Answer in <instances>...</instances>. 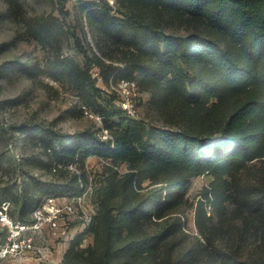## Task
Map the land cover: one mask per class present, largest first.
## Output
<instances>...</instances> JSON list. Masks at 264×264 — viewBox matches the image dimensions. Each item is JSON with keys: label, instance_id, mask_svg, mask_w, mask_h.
I'll list each match as a JSON object with an SVG mask.
<instances>
[{"label": "trees", "instance_id": "trees-1", "mask_svg": "<svg viewBox=\"0 0 264 264\" xmlns=\"http://www.w3.org/2000/svg\"><path fill=\"white\" fill-rule=\"evenodd\" d=\"M5 1L9 16L16 19L19 1ZM50 1L58 4L60 14L67 13L66 0ZM116 1L121 16L106 12L96 28L134 47L136 52L130 51L134 57L128 65L117 71V66L96 55L86 56L80 64L59 54L45 69L36 63H18L29 77L43 72L53 80L68 79L88 105L96 104L104 117V128L110 132V137L100 142L84 137L85 132L72 137L42 124L28 129L32 132L27 135L37 139L45 153V159L35 155L28 158L35 167L56 169L73 164L78 171L92 155L111 163L96 198L95 212L83 230L69 240L57 264H198L197 254H207L216 232L213 217L206 216L202 202L196 208L195 224L203 241L183 254L174 257L173 252L167 255L162 248L165 238L180 233L179 224L161 226L154 233L145 227L178 209L191 177L211 173L216 181L225 173L232 178L248 162L264 157V0ZM98 12L97 7L92 8L90 19ZM172 18L205 23L224 36L225 46L211 37L191 33L180 40L167 37L164 48H160L154 42L159 20ZM23 25L37 41L48 39L60 45L62 26L54 15H35ZM92 66L100 68L105 83L112 73L116 81L139 72V84L151 92V103L169 113L176 128L148 126L121 109L110 113L106 106L97 104L100 89L91 78ZM120 164H125L127 171L120 173L114 167ZM80 177L82 173H75L60 183L33 179L31 192L22 196L26 200L18 217L9 212L11 217L30 221L42 195L76 194L82 189ZM145 181L148 185L143 184ZM232 187L227 197L241 226H237L233 242H224L215 263L264 264V219L258 230L248 226L252 213L264 217V187L260 185L250 193ZM32 191L40 194L35 200L29 195ZM8 196L18 198L12 192ZM219 207L220 216L226 208ZM87 233L92 234L93 242L84 246ZM245 248L251 252L242 260Z\"/></svg>", "mask_w": 264, "mask_h": 264}, {"label": "rangeland", "instance_id": "rangeland-1", "mask_svg": "<svg viewBox=\"0 0 264 264\" xmlns=\"http://www.w3.org/2000/svg\"><path fill=\"white\" fill-rule=\"evenodd\" d=\"M18 1V16L13 19L8 14V3L0 0V204L3 201L8 202L9 212L16 218L22 203L26 200H22V196L31 190L33 179L60 183L69 180L75 173L77 175L82 173L81 191L88 192L85 209L87 213L92 214L95 212L96 198L108 174V166H111L110 161L92 155L85 159L84 169H78V171H75L76 167L71 169L68 166L56 169L35 167L28 158L35 155L45 159V153L37 139L30 138L27 134L32 132L28 129L42 124L72 137L85 132L84 137L102 142L110 137V132L104 128V117L99 113L96 104L93 106L85 102V97L80 95L68 79L63 77L53 80L43 72L29 77L23 72V66L18 63L23 62L28 66L36 63L45 69L57 54L61 57L70 56L80 64L86 56L91 58L96 55L106 64L117 66L118 71L130 63L134 57L130 51L136 52V50L134 47L117 42L114 37L107 36L96 28V25L105 19L106 12L109 16H121L116 10L120 8L116 0H66L65 15L60 14L57 10L58 4L50 0ZM106 4L111 6L110 10L107 6L105 8ZM94 7H97L99 12L90 19L89 12ZM48 14L57 17L62 26L59 46L48 39L42 42L37 41L29 35L30 31L23 25L25 20L35 15ZM153 16L156 17V15ZM158 24L159 27L156 29L158 35L154 38V42L160 48H164L167 37L180 40L181 36L191 33L211 37L225 46L224 36L202 22L172 18L168 21L159 20ZM73 33L74 37H72ZM90 75L100 89V97L96 96L95 102L106 106L110 113L121 109L118 97L122 87L118 85V82L122 79L133 80L136 82L135 86H128V90L135 104V118L142 119L148 126L176 128V125H171L174 119L169 113L159 111L151 103V92L139 84V72H135L130 78H121L116 81L112 73L108 83L103 81L98 66L90 68ZM113 120L117 121L118 118ZM20 128H24L23 131ZM114 167L120 173L127 171L125 164ZM143 184L148 185V181ZM260 185L264 187V157L248 162L232 178L225 173H220L216 181L211 173L191 177L186 187L184 202L174 212L167 213L160 220L154 219L155 221L148 223L145 231L154 233L161 226L176 222L180 225V233L165 238L162 248L167 255H173L170 252L174 253V257L177 253L183 254L185 249L203 241V236L195 224L196 208L198 203L202 202L207 212L206 216L213 217V230L216 232L212 236V243L207 249V254L202 256L197 254L196 258L198 264H216L220 258L218 253L224 248V242L227 239L233 242L238 234L237 226H241L240 219H235L236 214L232 213L233 205L227 197L231 193V187L233 186V190L236 191L250 193ZM9 192L18 198L9 197ZM29 195L34 200L35 197L40 196L33 191ZM219 206L226 208L220 216ZM263 219L264 217L260 218L257 213H252L249 216L248 226L252 231L256 228L258 230ZM83 228L81 222L73 220L71 224L60 229L57 235L44 231L35 236L37 251L27 254L24 260L22 258L17 261L57 264L61 261L71 237ZM222 230L224 231L221 232ZM1 237L3 239L4 234L0 231ZM92 242V234H85L83 245L86 246ZM250 252L251 249L245 248L240 258L247 260ZM17 261L8 260L6 263L17 264Z\"/></svg>", "mask_w": 264, "mask_h": 264}, {"label": "built area", "instance_id": "built-area-1", "mask_svg": "<svg viewBox=\"0 0 264 264\" xmlns=\"http://www.w3.org/2000/svg\"><path fill=\"white\" fill-rule=\"evenodd\" d=\"M135 83L133 80L124 79L118 82V85L122 87L118 104L129 117H135L136 109L128 86L133 87ZM68 167L74 169L75 165L71 164ZM87 195L88 192L85 190L72 195L44 194L41 196L40 204L31 212L28 222L12 218L8 202L3 201L0 204V231L4 234L3 239L0 240V264H7L8 260L17 261L22 258L24 260L27 254L34 253L36 250L35 236L44 231L57 235L60 229L71 224L73 220L81 222L85 227L94 213L86 212ZM26 263L28 262L19 261L17 264Z\"/></svg>", "mask_w": 264, "mask_h": 264}, {"label": "crops", "instance_id": "crops-1", "mask_svg": "<svg viewBox=\"0 0 264 264\" xmlns=\"http://www.w3.org/2000/svg\"><path fill=\"white\" fill-rule=\"evenodd\" d=\"M65 251V250H64Z\"/></svg>", "mask_w": 264, "mask_h": 264}]
</instances>
